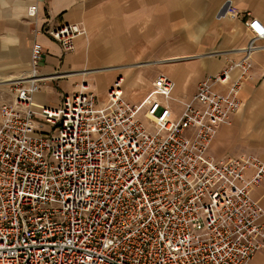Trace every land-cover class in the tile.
I'll return each instance as SVG.
<instances>
[{
    "label": "built area",
    "instance_id": "obj_1",
    "mask_svg": "<svg viewBox=\"0 0 264 264\" xmlns=\"http://www.w3.org/2000/svg\"><path fill=\"white\" fill-rule=\"evenodd\" d=\"M37 11L31 6L29 17ZM246 25L243 59L201 82L191 99L175 100L165 74L139 104L124 99L121 80L105 103L82 85L39 113L48 133L35 128L32 102L58 75L42 73L47 50L35 41L22 77L29 84L15 83L11 100L0 92V264H254L264 250V207L254 198L264 161L209 153L243 107L238 91L264 48L263 23ZM38 33L69 53L87 30ZM214 83H230L229 93Z\"/></svg>",
    "mask_w": 264,
    "mask_h": 264
},
{
    "label": "crops",
    "instance_id": "obj_2",
    "mask_svg": "<svg viewBox=\"0 0 264 264\" xmlns=\"http://www.w3.org/2000/svg\"><path fill=\"white\" fill-rule=\"evenodd\" d=\"M33 5L37 14L29 17ZM232 10L239 16L232 18ZM250 19L264 25V0H0V92L12 90L15 83L29 84L22 77L30 71L36 41L47 50L42 73L58 75L43 81L33 97L38 131H51L39 113L57 107L82 85L105 103L110 88L121 80L124 99L139 104L165 74L175 84V100H189L201 82L243 59ZM66 24L87 30L69 53L47 35L35 34ZM258 45L264 47V40ZM213 88L228 94L230 83H214ZM237 95L243 107L219 128L209 153L216 159L254 155L264 161V48L253 53L249 77ZM175 100L169 105L179 113ZM254 198L264 207V182ZM253 261L264 264V250Z\"/></svg>",
    "mask_w": 264,
    "mask_h": 264
},
{
    "label": "rangeland",
    "instance_id": "obj_3",
    "mask_svg": "<svg viewBox=\"0 0 264 264\" xmlns=\"http://www.w3.org/2000/svg\"><path fill=\"white\" fill-rule=\"evenodd\" d=\"M232 11H235V10H232ZM1 93H4V97H3V98H4L5 100H10V96H9V95H10V91L1 92ZM240 110H241V109H240ZM240 110H239V111H240ZM243 156H247V155H241V156H239V157H243ZM253 156H254V155H253ZM239 157H235V158H239ZM226 159H227V158H226Z\"/></svg>",
    "mask_w": 264,
    "mask_h": 264
}]
</instances>
